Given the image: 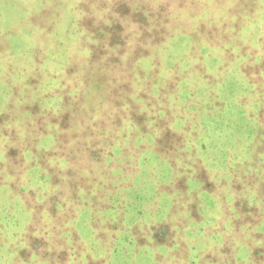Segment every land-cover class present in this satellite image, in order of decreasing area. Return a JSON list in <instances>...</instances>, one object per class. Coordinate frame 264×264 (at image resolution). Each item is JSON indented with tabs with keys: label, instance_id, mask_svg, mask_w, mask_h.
<instances>
[{
	"label": "clouds",
	"instance_id": "9594fccd",
	"mask_svg": "<svg viewBox=\"0 0 264 264\" xmlns=\"http://www.w3.org/2000/svg\"><path fill=\"white\" fill-rule=\"evenodd\" d=\"M127 2L121 18L119 0H0V264H61L44 254L62 250L63 264H264V0ZM87 21L124 26L119 64L105 63L117 48L89 63L98 41ZM100 75L105 89L86 83ZM125 81L131 92L111 95ZM34 102L47 136L22 111ZM66 109L76 137L60 149L49 113ZM93 144L99 163L88 158ZM158 224L169 225L162 247Z\"/></svg>",
	"mask_w": 264,
	"mask_h": 264
},
{
	"label": "rangeland",
	"instance_id": "374dc122",
	"mask_svg": "<svg viewBox=\"0 0 264 264\" xmlns=\"http://www.w3.org/2000/svg\"><path fill=\"white\" fill-rule=\"evenodd\" d=\"M114 10L118 13V15L121 18L128 15L130 12V9L128 7L127 0H119V3L117 4V7ZM134 20L137 23H141V24H144L145 26H147V20L140 13H136L134 15ZM82 26L86 27L89 31H91L93 33V38L98 41V44L89 46V48H90L89 63H98L105 56H107V49L117 48L118 49L117 55L107 56V60L105 61V63H106V65H114L113 63L119 64L120 63L119 57H120V55L123 54V50L126 47V41H127V36L125 35L124 26L119 21H114L108 25L101 23L95 27H93L91 21H87V22H84V24ZM105 40L107 41V48H105V46H104ZM144 54L147 55L146 52ZM35 55L39 56V50L38 49L35 51ZM37 62L39 63L40 61L37 60ZM75 70L76 69L70 67L69 69H66V74L71 75L73 73V71H75ZM97 78H95L94 80L86 81V83L90 84L92 87H94L97 90H102V88L104 89L106 87L107 82L102 80V78H105V75H100L99 77L97 76ZM39 82H40V76L38 74H37L36 78H30L29 81H27V83H29L33 87L37 86L39 84ZM113 83H115L114 80H113ZM131 90H132L131 84L128 82H126V83L123 82V83L117 85L116 87L112 88L114 96H119V97H123L125 93H128V91L131 92ZM122 91H124V93H122ZM117 93H119V95H117ZM121 93L123 94V96H121L122 95ZM14 94H15V90H14ZM45 98H47V96ZM63 102L65 105H67L70 102V98L65 96ZM81 102H83L82 98H81ZM115 106L117 107V104H115ZM11 107H12V105L10 104L9 108H11ZM22 111H26V112H28V114L30 116L36 118L35 123L37 125L36 131L38 134H42L45 136H47L49 134L48 129L44 126L43 117L38 116V113H40V111H41L40 106H39V102H34L31 105L26 104V105L22 106ZM132 115L136 116V118H139V120L142 121V115L141 114L137 115L136 113H132ZM6 119H7L6 115H0V124H2L4 122V120H6ZM74 119H75V117L72 114V110L66 109V111L63 114H61V116L59 118H56V117L52 116L51 113H49L48 123L57 125L58 129L60 130V134L56 137V139H57L56 147L57 148L62 149L65 145H67L69 143V141L71 139H75L76 133L70 132V129H72ZM114 122H115V125H117V126L120 124V120L116 119ZM4 134L7 135L8 133L5 132ZM13 135H15L14 131H13ZM157 143H164V141L160 140V141H157ZM75 150L78 151L79 148L77 147ZM91 150L92 149H89V151H88V158H89L90 162L99 163L101 160L97 159V158H99L98 151L96 150L97 153L95 155H92L91 153L93 151H91ZM33 151L35 152V149H33ZM158 151L162 153L164 151V149L161 148V149H158ZM56 154L57 153H52L51 151L42 154L41 161H40L41 166L42 167L46 166L45 165V159L47 157H50V156L56 155ZM58 154L61 156L64 155V153L62 151ZM9 155H11V156L16 155L15 150H10ZM89 155L91 157H93V159L90 158ZM69 160L75 161L76 156L74 154L70 153ZM51 171H52V169H49V172H51ZM66 174L70 178L74 175V173L71 169H68ZM51 182L53 184H55V183H58L59 180L56 176H52ZM75 187H76V185L73 183L72 184L73 190L75 189ZM177 190L178 191H187V185L183 179L178 182ZM203 190H207V191L211 192L214 190V187L210 184H205ZM29 194L34 196V193L30 192ZM61 195H63V193H61ZM193 195L195 196V193H193ZM56 200H57V198L55 196L50 198V202L52 204V207L49 209V211L52 215H55V207L54 206H55ZM190 207L193 208V212H192L193 218L199 220V216H198L199 213H197L195 211V205H191ZM95 226L96 225L93 224V227H95ZM168 229H169V225H167V224H158V225L152 226V234H153L152 240L155 242V244L162 247L161 244H164L169 237ZM136 231L137 230L135 228H133V234H135ZM78 236H79V233H75V232L72 233L73 242H75L79 238ZM144 243H146L144 240L138 239V244L143 245ZM44 244H45V242L42 239L41 240H35V241H33L32 247L35 250L41 246H44ZM21 255H23V253H21ZM44 255L49 257V258H51L52 255H56L57 259L61 262V264H63V261L66 259V251H64V250H62L59 254L46 252ZM192 264H195V261H193Z\"/></svg>",
	"mask_w": 264,
	"mask_h": 264
},
{
	"label": "trees",
	"instance_id": "16d2710c",
	"mask_svg": "<svg viewBox=\"0 0 264 264\" xmlns=\"http://www.w3.org/2000/svg\"><path fill=\"white\" fill-rule=\"evenodd\" d=\"M114 65H115V63H113ZM99 77V76H98ZM97 78V77H96ZM98 79V78H97ZM102 80H104L105 82H107V84H106V87L108 86V77L107 76H105V78H102ZM125 83H126V81H125ZM105 87V88H106ZM104 88V89H105ZM102 90H103V88H102ZM122 93H124V91H122ZM121 93V94H122ZM128 93H129V91H128ZM126 94V93H125ZM125 94H124V96H125ZM111 95H113L114 96V93H113V91H112V89H111ZM117 95H119V93H117ZM121 96H123V94L121 95ZM68 101V100H67ZM81 102V101H80ZM114 104H117V107H119L120 106V101H118V100H116L115 102H114ZM142 115V121H140L139 120V118H136V116H134V115H132V117H133V119L138 123V125H141L142 127H141V132L142 133H145V132H147V128H146V126H143L144 125V116H143V114H141ZM141 117V116H140ZM117 120H119L118 118H117ZM83 121H81V123H82ZM101 123V127H104L105 125H104V123L103 122H100ZM115 123V122H114ZM81 135L82 136H85V135H88V136H90V135H93V133H91V132H83V133H81ZM158 141H160V140H158ZM90 149H92L91 151H93L91 154L92 155H95L97 152H96V150L98 151V153H99V158H97L98 160H101V158H102V156H101V154H102V152H103V149H101V148H96L95 147V144H93V146H92V148H90ZM87 151H89V149H86ZM90 156V155H89ZM90 158H92L93 159V157H91L90 156ZM195 215V214H194ZM259 251L260 250H257V252L255 253L254 252V254L255 255H259L260 253H259Z\"/></svg>",
	"mask_w": 264,
	"mask_h": 264
}]
</instances>
